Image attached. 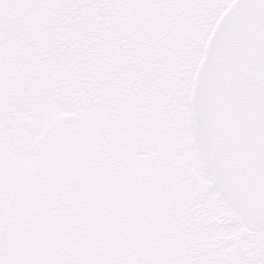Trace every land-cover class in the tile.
<instances>
[{"label":"snow or ice","instance_id":"snow-or-ice-1","mask_svg":"<svg viewBox=\"0 0 264 264\" xmlns=\"http://www.w3.org/2000/svg\"><path fill=\"white\" fill-rule=\"evenodd\" d=\"M0 264H264V0H0Z\"/></svg>","mask_w":264,"mask_h":264}]
</instances>
